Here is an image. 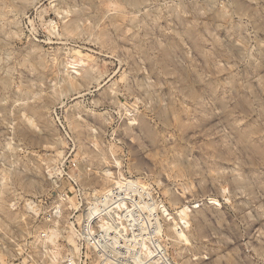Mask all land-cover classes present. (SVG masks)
Instances as JSON below:
<instances>
[{
	"label": "rangeland",
	"instance_id": "1",
	"mask_svg": "<svg viewBox=\"0 0 264 264\" xmlns=\"http://www.w3.org/2000/svg\"><path fill=\"white\" fill-rule=\"evenodd\" d=\"M78 239L264 264V0H0V264Z\"/></svg>",
	"mask_w": 264,
	"mask_h": 264
},
{
	"label": "built area",
	"instance_id": "2",
	"mask_svg": "<svg viewBox=\"0 0 264 264\" xmlns=\"http://www.w3.org/2000/svg\"><path fill=\"white\" fill-rule=\"evenodd\" d=\"M84 233H87L86 231H84ZM43 237L45 236V234H41ZM22 247H19L18 251H17V256H22L24 254V251L26 250V246L25 245H21ZM101 248V247H100ZM98 247H95V253L94 256L87 254L85 248H84V244L81 243L78 239L77 245L73 246V249L70 250H66V249H62L65 250L66 253L63 255V257L59 258L60 260L56 261V264H102V262L99 259L100 256V251L101 249ZM22 251V254H21ZM51 250H49L50 252ZM18 257H14L12 259V261L10 262V264H15L14 262L16 260H18ZM27 257H29L31 259V257L29 255H27ZM24 257L23 258V262L24 261H28V258ZM19 264V263H17Z\"/></svg>",
	"mask_w": 264,
	"mask_h": 264
},
{
	"label": "bare ground",
	"instance_id": "3",
	"mask_svg": "<svg viewBox=\"0 0 264 264\" xmlns=\"http://www.w3.org/2000/svg\"><path fill=\"white\" fill-rule=\"evenodd\" d=\"M111 192H113L112 189H111ZM117 200H118V197H117ZM119 202L124 207L123 203L120 200H119ZM50 232H51V234H50L51 237L49 236V240H51L53 242L54 240L52 238H54L53 236L55 235L56 232H54V230L50 231Z\"/></svg>",
	"mask_w": 264,
	"mask_h": 264
}]
</instances>
